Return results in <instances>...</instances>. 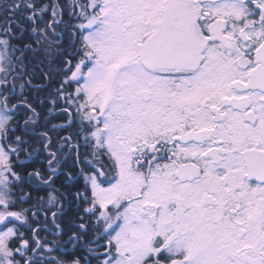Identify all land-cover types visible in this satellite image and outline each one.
<instances>
[{"label": "snow or ice", "instance_id": "snow-or-ice-1", "mask_svg": "<svg viewBox=\"0 0 264 264\" xmlns=\"http://www.w3.org/2000/svg\"><path fill=\"white\" fill-rule=\"evenodd\" d=\"M0 264H264V0H0Z\"/></svg>", "mask_w": 264, "mask_h": 264}]
</instances>
